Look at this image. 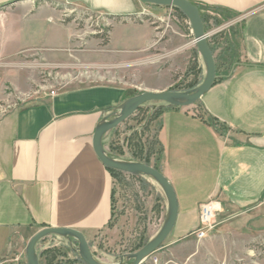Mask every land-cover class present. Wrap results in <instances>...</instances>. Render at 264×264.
I'll list each match as a JSON object with an SVG mask.
<instances>
[{
  "label": "crops",
  "instance_id": "1",
  "mask_svg": "<svg viewBox=\"0 0 264 264\" xmlns=\"http://www.w3.org/2000/svg\"><path fill=\"white\" fill-rule=\"evenodd\" d=\"M188 1L235 14L226 26L206 31L210 39L238 26L239 63L196 105H165L159 116L158 170L178 203L170 239L191 236L200 206L215 200L221 208L206 242L237 234L258 243L264 240V0ZM57 2L107 17L108 42L86 40L47 2L0 0V86L25 94L40 72L62 74L55 77L58 88L41 89L0 118V264H26V246L44 228L80 231L88 243L106 236L115 217V183L93 151V133L129 98L127 92L135 94L127 74L136 67L145 79L155 74L159 60L149 59L153 50L182 51L162 43L168 29L160 32L153 21L157 6L139 0ZM183 22L186 34L175 32L172 40L188 37L192 46L191 27ZM208 117L215 126L205 122ZM118 128L103 138L107 153ZM161 203L162 216L167 203Z\"/></svg>",
  "mask_w": 264,
  "mask_h": 264
},
{
  "label": "rangeland",
  "instance_id": "2",
  "mask_svg": "<svg viewBox=\"0 0 264 264\" xmlns=\"http://www.w3.org/2000/svg\"><path fill=\"white\" fill-rule=\"evenodd\" d=\"M57 1L36 0L39 4L47 2L53 7H58L63 19L75 24L77 30L84 35L86 40H98L102 46L107 44H104L107 35L106 29L110 23L107 17L88 14L73 6L61 5ZM157 9L158 14L153 21L161 29L160 32L168 29L164 35H160L162 43L166 45V50L173 51L175 47L182 46V51L177 54V52L153 50L149 59L159 60L158 67L154 68L155 74L152 73L149 79H145L138 73L141 67H136L133 69V74H127L126 80L135 87L133 89H135L136 95L141 93L136 92V88L140 90L143 88L156 89L160 90L159 92H190L203 81L205 77L204 64L200 56L195 54V45H189L188 37L182 38V41L179 42L172 40L176 35L175 32L186 34L187 30L183 21H186L188 25L189 22L172 8L159 7ZM209 11L215 16L218 14L214 9H209ZM227 23L221 26L224 27ZM221 26H214L213 21H210L205 30L210 31L211 27L221 28ZM232 28L238 30V26ZM212 40L213 37L208 39L210 48H214L216 74L219 77V74L226 71L223 65L228 63L229 55L223 40L211 45ZM236 43L239 45V38L236 39ZM21 62L30 65L32 61L22 58ZM73 72L76 71L73 70ZM61 75V72L56 70L40 72L37 74V84L25 94L13 90L9 84L1 85L0 118L19 107L22 104V99H29V96L32 97L41 89L51 85L54 86L53 88H58L55 77ZM165 105L157 102L145 104L118 128V133L112 139L115 151H110V148L107 147L108 154L115 159L121 158L120 160L133 162H140L136 159L137 156L143 159L148 158L147 165L158 167L161 158L156 138L160 113L158 108H164ZM133 154L137 156L135 157ZM113 182L115 183L114 221L106 236H99L89 242L93 256L105 264H114L118 261L119 256L135 253L141 249L158 233L167 212V207H164V214L161 216V212H163L161 200L165 201V197L158 185L151 179L122 174L121 177H113ZM214 232L212 231L208 236H212ZM170 237L171 235L143 264H258L260 261H264V240L258 243L249 242L235 234L220 243L209 244L206 242L207 238L198 241L191 235L182 242L173 243ZM51 239L63 244H55V242H51ZM72 243L71 248H77L75 242ZM68 245L69 243L65 239L48 237L40 241L36 248L37 252H40L39 254L44 249L53 248L62 249L61 251L66 253ZM70 259H74V256L69 251L67 258L58 259L53 264H67V260ZM39 261L40 264H45L43 258H40Z\"/></svg>",
  "mask_w": 264,
  "mask_h": 264
},
{
  "label": "water",
  "instance_id": "3",
  "mask_svg": "<svg viewBox=\"0 0 264 264\" xmlns=\"http://www.w3.org/2000/svg\"><path fill=\"white\" fill-rule=\"evenodd\" d=\"M139 1L157 7L177 9L185 16L191 27L192 42L204 64L205 77L190 92L145 91L134 95L126 99L112 113L102 119L93 133V151L106 169L151 179L161 189L167 203L166 216L158 233L137 252L119 256L118 261L114 264H143L147 258L152 256L171 235L174 229L177 220L178 203L173 187L160 171L140 162L117 160L111 157L103 146V138L109 132L116 130L120 125L128 121L145 104L157 102L174 108H187L195 105L212 88L218 78L215 59L208 41L210 33L205 30L199 9L194 3L188 0ZM48 237H59L67 240L69 243L75 242L77 248L73 249L82 264H105L93 256L88 241L80 231L67 228H44L38 231L26 246V264H40L36 247L40 241Z\"/></svg>",
  "mask_w": 264,
  "mask_h": 264
},
{
  "label": "trees",
  "instance_id": "4",
  "mask_svg": "<svg viewBox=\"0 0 264 264\" xmlns=\"http://www.w3.org/2000/svg\"><path fill=\"white\" fill-rule=\"evenodd\" d=\"M198 9H199V12H200V15H201V19L203 21V24L205 26V29H206V25L209 24L210 21H213V25H223L224 23L228 22L229 20H231L233 17H235V14L228 11V10H224V9H219V8H211V7H208V6H204V5H199V4H195ZM209 9H214L217 11V16L213 15L210 13ZM176 11H178L184 18L185 16L177 9H174ZM186 19V18H185ZM115 20H118L117 18H115ZM109 31H110V27H107L106 29V32H107V35L109 34ZM106 35L105 37V41H104V44H106L108 42V36ZM99 37H100V34H99ZM239 38V32L233 28H229L227 29L226 31L224 32H221L219 33L217 36L213 37V40L211 41V45L215 42L219 43V41H222L225 43V47L227 49V54L229 55L228 58H227V61L228 63L227 64H224V68H226V71L225 73H221L219 74L220 78H225L229 75V73L231 72V70L239 63V55H238V49H239V45L236 43V39ZM210 45V43H209ZM212 53H214V48H210ZM218 68V67H217ZM180 92V91H178ZM136 94L132 93V92H127V97H132ZM142 108V107H141ZM140 108V109H141ZM171 108H174V107H171ZM139 109V110H140ZM138 110V111H139ZM158 110L160 111L159 113V116L161 115V113L165 110L164 108H158ZM206 123H208L209 125L211 126H215L216 124L214 123V120L210 117H208L206 120H205ZM159 145V143H158ZM110 151H115L112 143L110 144ZM159 148H160V154L162 153V149H161V146L159 145ZM135 157L137 155L133 154ZM138 161L144 163V164H148L149 163V159L148 158H139L137 156L136 158ZM154 168L156 170H158V167L155 165ZM108 170V169H107ZM112 177H121L123 173H120V172H116V171H113V170H108ZM159 171V170H158ZM67 251L66 253H64V251H61L62 249H59V248H53V249H46L44 250L41 254H40V258H43L44 261H45V264H53L55 262L58 261V259H64V258H67V253L70 251L73 256H74V259H70V260H67V264H82L78 255L75 253L74 249L71 248L70 245H68L67 247Z\"/></svg>",
  "mask_w": 264,
  "mask_h": 264
},
{
  "label": "built area",
  "instance_id": "5",
  "mask_svg": "<svg viewBox=\"0 0 264 264\" xmlns=\"http://www.w3.org/2000/svg\"><path fill=\"white\" fill-rule=\"evenodd\" d=\"M220 208V204L215 200H209L201 205L199 211V227L190 235H193L198 241L206 239L217 226V215L220 212Z\"/></svg>",
  "mask_w": 264,
  "mask_h": 264
}]
</instances>
